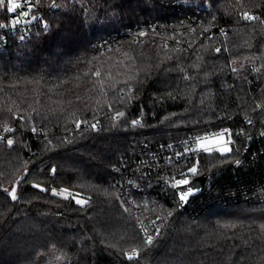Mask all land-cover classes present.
<instances>
[{
  "label": "trees",
  "instance_id": "trees-1",
  "mask_svg": "<svg viewBox=\"0 0 264 264\" xmlns=\"http://www.w3.org/2000/svg\"><path fill=\"white\" fill-rule=\"evenodd\" d=\"M56 3L23 43L0 33V264H264V152L249 157L264 149V0ZM218 129L236 148L199 154L208 184L186 208L139 176L156 149ZM128 173L136 212L111 183ZM155 215L170 223L149 243L138 222Z\"/></svg>",
  "mask_w": 264,
  "mask_h": 264
},
{
  "label": "built area",
  "instance_id": "built-area-1",
  "mask_svg": "<svg viewBox=\"0 0 264 264\" xmlns=\"http://www.w3.org/2000/svg\"><path fill=\"white\" fill-rule=\"evenodd\" d=\"M38 1L39 0H20V2L24 6L21 9H18V12H24V9L27 8V17L9 14L7 12L6 6L0 9V13H3L5 16V19L1 20L0 23L6 25V27L0 28V33L4 36L2 40V47L7 43L6 38L12 37L17 43H23L28 39L32 29H48L49 23L44 19V14L48 10H55L56 8H58V4L56 3V0H53L48 7L39 10L37 7ZM188 1L192 0H181L182 3H186ZM246 15L250 17L249 14L245 13L244 16L246 17ZM13 19H20V23L15 25V27H13L11 24V21ZM244 123L245 125L250 126L254 123V121L252 119H246ZM94 127L97 128L98 126L94 125ZM216 136H221L224 143L230 147L228 152L236 148L235 139L228 129H218L204 134L188 137L178 142L167 143L165 146L156 149L155 152H153L152 156L149 158V161L146 160L145 165H141L143 161L139 163L141 166V168L138 170L139 176L146 178L148 174H151L154 178L158 174L156 177H160L169 188H174L175 194L177 196L176 189L187 186H176L177 180L187 178L190 184L196 178L194 177V174L196 172L192 173L190 169H192L193 167L196 168L195 161L199 154L204 151L199 148V141H202L205 138L209 139ZM8 139V137H5V140ZM260 139H264V121L262 122V127L253 138L252 143H260ZM252 143L247 142L246 145L242 147V149L240 150L239 158L234 163L235 167H240L243 164L244 160L248 156V149L250 148ZM259 148L261 149V147L259 146L258 150L255 149L251 152V155H249L250 159H255L258 152H260V154H263L264 149L260 150ZM190 160H193L194 164L189 168H182ZM161 167H164L165 170H161ZM131 182L132 176L130 175V173H128V175L124 178V181L120 178H115L111 183L121 192L120 195L125 206L136 212L140 210V207L135 202L133 194L141 196V194H143V191H141L140 188L136 187L134 189V193L131 195V192L129 191ZM207 184L208 181L205 178L204 188ZM165 223H170L168 218L162 217L160 215L148 216L139 220L138 228L143 239L148 242L149 239L153 241L160 235L161 228ZM124 255L125 258L129 260L136 259L138 257V253L136 250H126Z\"/></svg>",
  "mask_w": 264,
  "mask_h": 264
},
{
  "label": "snow or ice",
  "instance_id": "snow-or-ice-1",
  "mask_svg": "<svg viewBox=\"0 0 264 264\" xmlns=\"http://www.w3.org/2000/svg\"><path fill=\"white\" fill-rule=\"evenodd\" d=\"M7 7V12L9 14H14L16 16H23V17H27L28 16V12L24 11V12H18V9H21L24 5L20 2V0H0V9ZM246 19H251L252 17H248L246 15L245 17ZM20 23V19H13L11 21V24L13 27H15V25ZM6 27L5 24L0 23V28H4ZM5 131H11V129H5ZM200 146L202 148H204L205 151H211V147L209 145H211L213 143V141L205 138L202 141H199ZM8 144L11 145L12 144V140H8ZM218 151H227L228 149L226 148H221V149H217ZM190 171L192 173H195L197 171V169L195 167H193L192 169H190ZM189 184V180L187 178L185 179H181V180H177L176 181V186H181V185H188ZM53 194H55V192H53ZM193 194V189L192 188H186L184 191H182L180 193V199L181 201H186L188 199V197L190 195ZM12 198L15 199V193H11ZM77 203H83V201L77 200ZM149 243H151V239H149L148 241Z\"/></svg>",
  "mask_w": 264,
  "mask_h": 264
},
{
  "label": "rangeland",
  "instance_id": "rangeland-1",
  "mask_svg": "<svg viewBox=\"0 0 264 264\" xmlns=\"http://www.w3.org/2000/svg\"><path fill=\"white\" fill-rule=\"evenodd\" d=\"M209 140H211V141H213V143L211 144V145H209L210 147H211V150H217V149H221V148H226V149H228L227 151H218V152H220V153H226V152H228L229 151V149H230V147L228 146V145H226L225 143H224V141H223V138L221 137V136H216V137H213V138H209ZM199 148L200 149H202V150H204V148H202L201 146H200V143H199ZM205 151V150H204ZM7 190V192L11 195V193H15V195H16V186L15 185H13V186H11V187H9V188H7L6 189ZM52 192H55V194H57V195H59V196H61V197H64V198H66V197H69L71 194L70 193H68V192H66V191H64V190H53ZM12 196V195H11ZM74 197V199H75V201L77 202V200H80V201H83L84 202V199L83 198H81V197H79V196H73ZM78 204H83V203H78Z\"/></svg>",
  "mask_w": 264,
  "mask_h": 264
},
{
  "label": "water",
  "instance_id": "water-1",
  "mask_svg": "<svg viewBox=\"0 0 264 264\" xmlns=\"http://www.w3.org/2000/svg\"><path fill=\"white\" fill-rule=\"evenodd\" d=\"M24 10L25 11H28L27 8H25ZM204 182H205V177L200 176V177H196L189 185H187L185 187H182V188H177L176 189V193H177V197H178V204H179V207L181 209L186 208L189 200L192 197L200 194L203 191V189H204ZM186 188H192L193 189V194L190 195L186 201H181V199H180V193L182 191H184Z\"/></svg>",
  "mask_w": 264,
  "mask_h": 264
}]
</instances>
